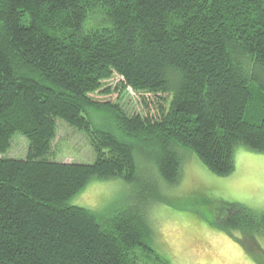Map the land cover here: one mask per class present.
Returning <instances> with one entry per match:
<instances>
[{
    "label": "trees",
    "instance_id": "trees-1",
    "mask_svg": "<svg viewBox=\"0 0 264 264\" xmlns=\"http://www.w3.org/2000/svg\"><path fill=\"white\" fill-rule=\"evenodd\" d=\"M114 76L155 114L94 99ZM101 111L119 134L95 124ZM58 120L92 163L52 160ZM15 134L24 159L4 157ZM138 143L169 186L185 152L222 177L236 146L264 153V0H0V264H166L149 243L144 207L158 197ZM93 178L122 179L137 205H69ZM227 211L225 230L264 234V213Z\"/></svg>",
    "mask_w": 264,
    "mask_h": 264
},
{
    "label": "rangeland",
    "instance_id": "rangeland-1",
    "mask_svg": "<svg viewBox=\"0 0 264 264\" xmlns=\"http://www.w3.org/2000/svg\"><path fill=\"white\" fill-rule=\"evenodd\" d=\"M121 78L112 77L105 84L111 93L95 94L94 99L118 105L128 116L154 115L152 98L118 88ZM95 124L119 134L109 113L94 116ZM27 140L15 134L6 158L24 159ZM152 150L138 143L136 162L142 178L158 199L145 206L150 228V247L166 264H264V234H244L225 230L228 206H242L256 215L264 213V153L244 146L234 150V170L227 176L210 172L193 154L185 152L178 182L169 186L157 177L150 166ZM53 161L89 164L94 153L86 137L57 121V134L52 143ZM135 189L122 179L93 178L68 204L110 215L127 206H136ZM257 235V236H256Z\"/></svg>",
    "mask_w": 264,
    "mask_h": 264
}]
</instances>
